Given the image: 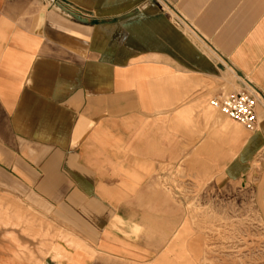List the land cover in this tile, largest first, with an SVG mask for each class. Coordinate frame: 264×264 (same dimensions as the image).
<instances>
[{
  "label": "crops",
  "instance_id": "obj_1",
  "mask_svg": "<svg viewBox=\"0 0 264 264\" xmlns=\"http://www.w3.org/2000/svg\"><path fill=\"white\" fill-rule=\"evenodd\" d=\"M205 190L264 226V0H0V264H215Z\"/></svg>",
  "mask_w": 264,
  "mask_h": 264
},
{
  "label": "rangeland",
  "instance_id": "obj_2",
  "mask_svg": "<svg viewBox=\"0 0 264 264\" xmlns=\"http://www.w3.org/2000/svg\"><path fill=\"white\" fill-rule=\"evenodd\" d=\"M183 204L198 205V220L209 224L204 230L214 245L215 264H264V226L251 196L239 190H205L185 197ZM194 219L196 213L187 214Z\"/></svg>",
  "mask_w": 264,
  "mask_h": 264
},
{
  "label": "built area",
  "instance_id": "obj_3",
  "mask_svg": "<svg viewBox=\"0 0 264 264\" xmlns=\"http://www.w3.org/2000/svg\"><path fill=\"white\" fill-rule=\"evenodd\" d=\"M209 103L230 121L241 124L250 132L256 130L257 98L247 87L243 86L235 93L213 98Z\"/></svg>",
  "mask_w": 264,
  "mask_h": 264
}]
</instances>
